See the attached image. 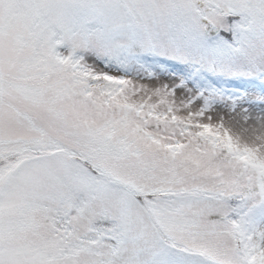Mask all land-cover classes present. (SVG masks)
I'll return each mask as SVG.
<instances>
[{"label":"snow or ice","instance_id":"6c2138e0","mask_svg":"<svg viewBox=\"0 0 264 264\" xmlns=\"http://www.w3.org/2000/svg\"><path fill=\"white\" fill-rule=\"evenodd\" d=\"M0 264H264V0H0Z\"/></svg>","mask_w":264,"mask_h":264}]
</instances>
